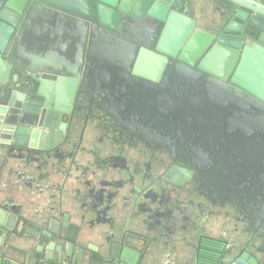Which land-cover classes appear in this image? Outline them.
<instances>
[{"label": "water", "instance_id": "obj_1", "mask_svg": "<svg viewBox=\"0 0 264 264\" xmlns=\"http://www.w3.org/2000/svg\"><path fill=\"white\" fill-rule=\"evenodd\" d=\"M137 143L264 256V0H0V264H160L175 219L111 166ZM196 240L192 264H264Z\"/></svg>", "mask_w": 264, "mask_h": 264}, {"label": "flooded vegetation", "instance_id": "obj_2", "mask_svg": "<svg viewBox=\"0 0 264 264\" xmlns=\"http://www.w3.org/2000/svg\"><path fill=\"white\" fill-rule=\"evenodd\" d=\"M110 126L108 123L100 126L99 132H103L104 136H99L100 138L97 140L95 135L98 131H96L93 142L96 141V144H101L106 138V145L113 143ZM106 145H103L102 148ZM125 146L127 145L121 147V151L112 153L113 158H121L123 162L119 163V159H115L117 161H112L111 166H116L117 169L123 167V169L128 170L120 172L118 182H125V185H135L147 192V197L163 205L164 210L161 209V214H167L171 217L173 212L169 210V205H175L178 209L180 206L186 208L188 204V206H191L189 208H192L187 212L183 221H179L178 218L175 219L173 222L175 223L174 228L168 233L171 239L176 236L178 230L176 227L179 226L181 230H186L183 239L187 245L192 242V239L196 240V238L197 242L214 239L226 247L234 243H240L244 246L250 241L247 250L253 252L260 260L264 259V256L255 252V248H260L261 245L260 240L256 238L258 233L255 234L253 239H250L253 235L252 232L249 231L250 229L242 221V218L237 216V211L234 208L227 205L222 206V204L216 202L214 204L212 200L214 196L208 197V195H205L206 192L212 190L211 187L205 188L193 176L185 180L182 179L181 184L169 182L171 180L169 177H173L170 170L175 167L174 165L181 167L184 171L187 170L180 164V160H174L171 149L159 146L148 147V145L141 143H137L135 148ZM176 176V178L184 177L183 174L179 173ZM201 178L203 177L201 176ZM219 253L216 254V261L209 264H217L216 262L220 257Z\"/></svg>", "mask_w": 264, "mask_h": 264}, {"label": "crops", "instance_id": "obj_3", "mask_svg": "<svg viewBox=\"0 0 264 264\" xmlns=\"http://www.w3.org/2000/svg\"><path fill=\"white\" fill-rule=\"evenodd\" d=\"M97 138V140L104 136L103 135V132H97L96 135H95ZM100 136V137H99ZM96 142V141H95ZM93 142L94 146L96 148H102L103 145H106V138H104V141L103 143L99 144V143H95ZM87 147H91L90 145H88ZM37 203L34 205V208H39L40 207V203L39 201H36ZM174 204V202H172ZM188 206V204H187ZM186 208H183L182 206H180V208L176 209V206L175 205H169V210L171 212H173L171 214V217L176 219L178 218V220H182L184 219V217H186L187 215V212L192 209V208H189L191 206H188ZM70 210V209H68ZM163 213V211H162ZM72 214V213H71ZM164 215V218H167L168 216H165V214H162ZM71 222H75V219H71ZM177 230V233H176V236H174L172 240V244L171 246L169 245L168 248L166 250H164L163 254L161 255V258L159 260V263L160 264H192L193 263V251L194 249H192L191 246L187 245L186 242L184 241V237H183V234L186 233V230H181L178 227ZM90 244L92 245H97V241L95 240H90L89 241Z\"/></svg>", "mask_w": 264, "mask_h": 264}]
</instances>
